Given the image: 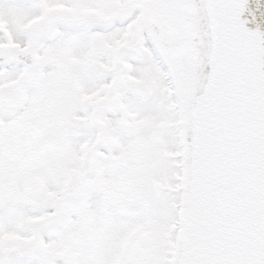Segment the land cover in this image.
<instances>
[{
	"label": "snow or ice",
	"instance_id": "6c2138e0",
	"mask_svg": "<svg viewBox=\"0 0 264 264\" xmlns=\"http://www.w3.org/2000/svg\"><path fill=\"white\" fill-rule=\"evenodd\" d=\"M0 264H264V0H0Z\"/></svg>",
	"mask_w": 264,
	"mask_h": 264
}]
</instances>
